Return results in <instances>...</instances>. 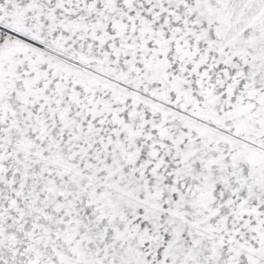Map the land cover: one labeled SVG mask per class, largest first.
<instances>
[{
  "label": "snow or ice",
  "instance_id": "snow-or-ice-1",
  "mask_svg": "<svg viewBox=\"0 0 264 264\" xmlns=\"http://www.w3.org/2000/svg\"><path fill=\"white\" fill-rule=\"evenodd\" d=\"M0 264H264V0H0Z\"/></svg>",
  "mask_w": 264,
  "mask_h": 264
}]
</instances>
